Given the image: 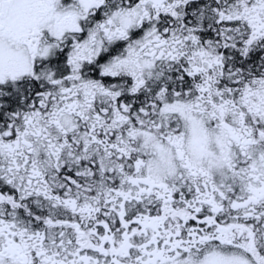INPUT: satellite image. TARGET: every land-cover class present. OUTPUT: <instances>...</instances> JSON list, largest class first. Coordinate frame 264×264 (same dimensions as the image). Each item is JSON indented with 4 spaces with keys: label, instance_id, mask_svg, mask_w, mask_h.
I'll use <instances>...</instances> for the list:
<instances>
[{
    "label": "snow or ice",
    "instance_id": "6c2138e0",
    "mask_svg": "<svg viewBox=\"0 0 264 264\" xmlns=\"http://www.w3.org/2000/svg\"><path fill=\"white\" fill-rule=\"evenodd\" d=\"M0 264H264V0H0Z\"/></svg>",
    "mask_w": 264,
    "mask_h": 264
}]
</instances>
